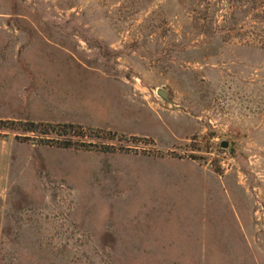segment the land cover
<instances>
[{"label": "rangeland", "instance_id": "1", "mask_svg": "<svg viewBox=\"0 0 264 264\" xmlns=\"http://www.w3.org/2000/svg\"><path fill=\"white\" fill-rule=\"evenodd\" d=\"M0 264H264V0H0Z\"/></svg>", "mask_w": 264, "mask_h": 264}, {"label": "water", "instance_id": "2", "mask_svg": "<svg viewBox=\"0 0 264 264\" xmlns=\"http://www.w3.org/2000/svg\"><path fill=\"white\" fill-rule=\"evenodd\" d=\"M160 94H162L164 97L167 96V93L163 90H160ZM223 146H229V142L228 141H223Z\"/></svg>", "mask_w": 264, "mask_h": 264}]
</instances>
